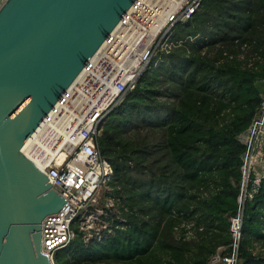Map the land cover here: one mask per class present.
Instances as JSON below:
<instances>
[{"label": "trees", "instance_id": "trees-1", "mask_svg": "<svg viewBox=\"0 0 264 264\" xmlns=\"http://www.w3.org/2000/svg\"><path fill=\"white\" fill-rule=\"evenodd\" d=\"M263 98L264 0H200L100 123L111 168L100 201L112 196L118 212L104 208L87 239L74 228L53 264H201L227 244L240 135ZM142 123L156 140L124 133ZM247 192L238 264H264V177Z\"/></svg>", "mask_w": 264, "mask_h": 264}, {"label": "built area", "instance_id": "built-area-1", "mask_svg": "<svg viewBox=\"0 0 264 264\" xmlns=\"http://www.w3.org/2000/svg\"><path fill=\"white\" fill-rule=\"evenodd\" d=\"M200 0H133L83 64L26 145V155L65 199L40 221V250L52 254L74 236L87 239L101 225L104 192L111 168L100 154L97 135L103 117L119 102L157 50L169 47L172 26L186 21ZM264 98L259 111L240 135L238 189L228 216L229 241L217 246L201 264H238L243 204L247 183L264 177ZM252 174V177H250ZM101 197V196H100ZM108 197V196H107ZM94 224V226H93ZM90 231V232H89ZM89 233L87 237L85 234Z\"/></svg>", "mask_w": 264, "mask_h": 264}, {"label": "water", "instance_id": "water-1", "mask_svg": "<svg viewBox=\"0 0 264 264\" xmlns=\"http://www.w3.org/2000/svg\"><path fill=\"white\" fill-rule=\"evenodd\" d=\"M132 1L0 0V264H51L40 221L65 199L22 150Z\"/></svg>", "mask_w": 264, "mask_h": 264}, {"label": "rangeland", "instance_id": "rangeland-1", "mask_svg": "<svg viewBox=\"0 0 264 264\" xmlns=\"http://www.w3.org/2000/svg\"><path fill=\"white\" fill-rule=\"evenodd\" d=\"M171 46V45H170ZM166 49H169V47H167ZM166 49H165V51H166ZM157 57V56H156ZM251 58V57H250ZM157 58H155V60H154V62H153V64L154 65H156V63H157ZM153 118V116L151 115V114H147L146 116H145V119H147V121H151L150 119H152ZM153 129L154 128H152V127H150V125L148 124V123H142L141 125H139V124H131L127 129H125V134L126 135H128V136H138V135H145V136H149L151 139H153V140H156V138H157V135H154L153 134ZM106 189H108V186L106 187ZM103 195V192H102V190L100 189L99 190V194H98V199H97V202H96V204H99L100 205V203H101V201H100V199H101V197L100 196H102ZM103 197H105V202H106V204L107 205H109V204H112V206H111V209H110V211L111 212H115V211H117L118 212V209H117V207H116V201L112 198V196H109L108 195V197L104 194V196ZM118 217V216H117ZM105 221H102V223L100 222V224H102V225H104L105 226ZM93 226H94V224H93ZM95 226L98 228V229H100L101 228V225H97V224H95ZM90 232V231H89ZM100 232V231H99ZM99 232H98V234H99ZM89 235V233H87V234H85V237H87ZM263 247V248H262ZM254 251L255 252H261V253H264V245L262 246V244L261 245H256V247L254 248Z\"/></svg>", "mask_w": 264, "mask_h": 264}, {"label": "bare ground", "instance_id": "bare-ground-1", "mask_svg": "<svg viewBox=\"0 0 264 264\" xmlns=\"http://www.w3.org/2000/svg\"><path fill=\"white\" fill-rule=\"evenodd\" d=\"M23 150L25 151V153H26V154H28L29 156H31V155H30V154H31V152L27 150L26 146L24 147V149H23ZM23 150H22V151H23Z\"/></svg>", "mask_w": 264, "mask_h": 264}]
</instances>
